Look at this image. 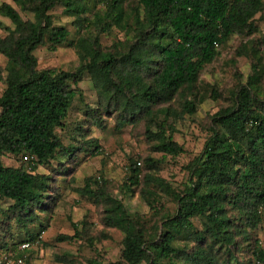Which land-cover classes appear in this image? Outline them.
<instances>
[{"label":"trees","instance_id":"obj_1","mask_svg":"<svg viewBox=\"0 0 264 264\" xmlns=\"http://www.w3.org/2000/svg\"><path fill=\"white\" fill-rule=\"evenodd\" d=\"M9 1L18 11L0 2V16L12 25L0 37L5 59L0 67V156L19 161L14 166L0 161V199L10 202L0 220V247L15 245L6 238L9 219L21 227L37 221L38 228L19 242L38 241L43 231L38 214L56 206V182L74 172L79 153L100 154L89 133L92 125L103 127L106 116L117 130H140L148 151L160 153L128 157L120 184L123 192L138 191L149 218L130 215L98 176L83 177L76 189L99 208L101 227L121 234L115 264H264V240L255 234L257 225L264 226V86L252 82L257 72L252 57L264 45V30L257 28L258 21L264 24V0ZM54 8L71 18L74 39L64 26L53 24ZM112 28L122 38L102 46L100 36ZM255 33L262 34L259 43L252 38L240 43L227 62L235 67L236 57L251 59L244 82L222 92L201 84L202 71L218 61L232 35ZM37 46L51 52L71 47L78 64L71 71L37 68L32 53ZM82 74L91 83L95 103L79 119L86 126L71 127L68 111L75 89L70 85ZM204 100L218 107L201 127L206 133L200 150L182 166L184 181L173 186L158 174L166 156L174 160L183 152L169 120L191 119ZM176 101L178 110L172 107ZM56 130L77 134L80 144L72 136L63 143ZM25 155L32 158L23 160ZM80 231L57 234L54 240L70 242L81 237ZM30 253H22V264H32ZM244 253L247 258H239Z\"/></svg>","mask_w":264,"mask_h":264},{"label":"rangeland","instance_id":"obj_2","mask_svg":"<svg viewBox=\"0 0 264 264\" xmlns=\"http://www.w3.org/2000/svg\"><path fill=\"white\" fill-rule=\"evenodd\" d=\"M8 2L17 10L9 0H0ZM18 11V10H17ZM23 19H31L30 14L18 12ZM54 19L53 24L62 25L68 30V38L76 37V28L71 24V18L62 16L59 8L51 11ZM4 27L11 28L9 20L0 16V37L5 34ZM257 28L263 33V21L257 22ZM262 34L253 36L232 35L226 47L221 51L218 61L207 67L200 75L201 84L208 83L216 85L222 90L235 84L236 81L244 82L246 76L250 73L251 59L235 58V67L230 66L227 62L232 57L233 51L240 43L252 38L254 43H259V37ZM120 33L113 28L110 33L100 36L102 46H109L112 41L121 39ZM36 59L37 68L53 66L63 71L73 70L78 62L74 50L68 46H60L56 51L51 52L45 46H37L33 50ZM257 62V69L253 72L252 82H258L264 86V45L258 46V53L252 57ZM5 59L0 55V67H3ZM2 78L4 72L1 73ZM238 75V76H237ZM75 89V96L72 99L68 120L73 127L76 123L85 127L82 119L86 107H93L95 103V93L86 74H82L81 80L76 85H70ZM3 89V83L0 80V93ZM176 110L179 109L177 101L172 105ZM218 105L210 100H204L196 108V112L191 119H173L169 122L174 127L173 138L183 148V152L176 159L172 160L166 156L163 163L160 164L159 175L169 181L173 186L179 185L184 181L185 171L182 170L183 164L190 161L201 148L205 130L201 127L207 122V116L216 110ZM72 128H70L71 131ZM154 129V127H152ZM57 135L61 137L63 143L70 140L69 136L75 138V145L80 144L81 138L77 134L64 136L61 131L56 130ZM63 135V136H62ZM89 137L96 139L99 146V153L95 156H85L83 153L78 154L79 164L70 175H66L64 182L57 181L59 198L56 206L49 213H39L40 223L43 225V231L40 232L38 241L30 248L29 259L32 264H115L119 254V240L121 234L114 229H103L99 224V208L87 203L79 197L76 189L81 187L82 179L85 176H98L107 184L108 193L119 199L130 215L140 218H149L151 212L147 209L143 200L139 197L136 190L133 194L120 190V184L124 179V167L127 164V158H136L143 156L148 151V143L144 140L140 130H130L129 127H123L117 130L114 126V120L110 117L103 116V127L92 125ZM91 147V146H90ZM153 157H159L160 153H150ZM82 159V160H81ZM138 160V159H136ZM3 165H17L18 157L4 155L0 156ZM139 161V160H138ZM39 172H44L37 167ZM158 196H154L157 199ZM165 208L173 210V204L165 200L160 201ZM9 201L0 199V220L6 215V208ZM39 223L33 222L21 227L13 219L7 221V238L8 242H19L24 238L25 232L34 231L38 228ZM82 232L81 237H74L70 242H56L54 237L57 234L72 235L73 231ZM256 237L259 241L264 240V226L257 225L255 230ZM10 235V236H9ZM58 257H66L69 262L63 263L57 260ZM239 258H247L240 254Z\"/></svg>","mask_w":264,"mask_h":264},{"label":"built area","instance_id":"obj_3","mask_svg":"<svg viewBox=\"0 0 264 264\" xmlns=\"http://www.w3.org/2000/svg\"><path fill=\"white\" fill-rule=\"evenodd\" d=\"M27 158L30 159L32 157L22 156L23 160H27ZM136 165H139V163L137 162ZM33 244V241H22L14 246L6 248L0 247V264H22L24 258L22 253L29 250Z\"/></svg>","mask_w":264,"mask_h":264},{"label":"crops","instance_id":"obj_4","mask_svg":"<svg viewBox=\"0 0 264 264\" xmlns=\"http://www.w3.org/2000/svg\"><path fill=\"white\" fill-rule=\"evenodd\" d=\"M3 2V1H2ZM5 2V1H4Z\"/></svg>","mask_w":264,"mask_h":264}]
</instances>
